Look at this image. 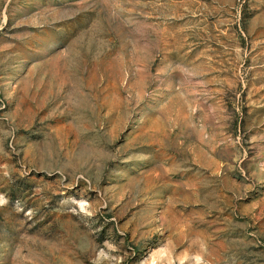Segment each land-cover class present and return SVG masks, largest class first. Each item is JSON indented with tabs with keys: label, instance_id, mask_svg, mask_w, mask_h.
<instances>
[{
	"label": "rangeland",
	"instance_id": "obj_1",
	"mask_svg": "<svg viewBox=\"0 0 264 264\" xmlns=\"http://www.w3.org/2000/svg\"><path fill=\"white\" fill-rule=\"evenodd\" d=\"M0 200V264H264V0H0Z\"/></svg>",
	"mask_w": 264,
	"mask_h": 264
},
{
	"label": "clouds",
	"instance_id": "obj_2",
	"mask_svg": "<svg viewBox=\"0 0 264 264\" xmlns=\"http://www.w3.org/2000/svg\"><path fill=\"white\" fill-rule=\"evenodd\" d=\"M71 199L76 205V207L72 209L74 214H84L89 217L94 214L93 211L89 210L91 205L87 200L77 198ZM4 202L6 201L0 200V203ZM189 227L190 224L181 225L178 234L186 233ZM194 243L198 246L197 252L189 254L185 251L180 255H174L175 245L173 241L168 240L164 245L152 250L149 255L140 262V264H188V262H190V264H209L205 259V255L208 251L207 241L202 237H196ZM105 248L108 249V251H105ZM117 250L115 244L105 241L104 248L97 251L95 258L92 260V264H102L104 261H108L109 264H111L112 261H115V264H121L122 257L111 255V253L116 252Z\"/></svg>",
	"mask_w": 264,
	"mask_h": 264
}]
</instances>
